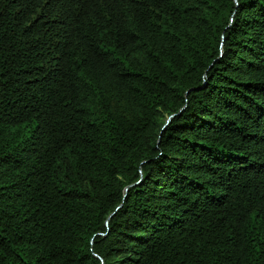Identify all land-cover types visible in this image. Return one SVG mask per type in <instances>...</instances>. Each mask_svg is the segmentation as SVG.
Masks as SVG:
<instances>
[{
  "label": "trees",
  "instance_id": "obj_1",
  "mask_svg": "<svg viewBox=\"0 0 264 264\" xmlns=\"http://www.w3.org/2000/svg\"><path fill=\"white\" fill-rule=\"evenodd\" d=\"M0 264H264V0H0Z\"/></svg>",
  "mask_w": 264,
  "mask_h": 264
},
{
  "label": "water",
  "instance_id": "obj_2",
  "mask_svg": "<svg viewBox=\"0 0 264 264\" xmlns=\"http://www.w3.org/2000/svg\"><path fill=\"white\" fill-rule=\"evenodd\" d=\"M167 123V122H166Z\"/></svg>",
  "mask_w": 264,
  "mask_h": 264
}]
</instances>
